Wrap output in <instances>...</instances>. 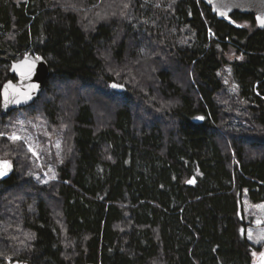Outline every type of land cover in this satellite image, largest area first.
I'll return each instance as SVG.
<instances>
[{
    "label": "trees",
    "instance_id": "obj_1",
    "mask_svg": "<svg viewBox=\"0 0 264 264\" xmlns=\"http://www.w3.org/2000/svg\"><path fill=\"white\" fill-rule=\"evenodd\" d=\"M233 17L241 28L202 0H0V160L15 165L0 264H253L243 196L264 203V30ZM32 55L51 76L3 116L11 65ZM19 115L66 129L56 180L39 183L3 135Z\"/></svg>",
    "mask_w": 264,
    "mask_h": 264
},
{
    "label": "water",
    "instance_id": "obj_2",
    "mask_svg": "<svg viewBox=\"0 0 264 264\" xmlns=\"http://www.w3.org/2000/svg\"><path fill=\"white\" fill-rule=\"evenodd\" d=\"M212 11L219 21L226 22L230 26L241 28L234 15L254 16L258 27L264 30V0H202ZM257 17L260 19L258 20ZM39 58V59H37ZM11 73L16 80L6 82L1 90V113L3 116L12 112L33 106L43 92L47 80L51 76V67L43 56L32 55L14 61L11 65ZM112 89L124 92L126 88L117 83L111 84ZM203 119H200L202 121ZM5 162L6 175L0 177V182L9 181L15 173V165L10 160ZM12 264H28L25 262H14ZM259 264H264V257Z\"/></svg>",
    "mask_w": 264,
    "mask_h": 264
},
{
    "label": "rangeland",
    "instance_id": "obj_3",
    "mask_svg": "<svg viewBox=\"0 0 264 264\" xmlns=\"http://www.w3.org/2000/svg\"><path fill=\"white\" fill-rule=\"evenodd\" d=\"M241 23L246 26L250 24L247 21ZM227 56L230 61L241 58L235 50ZM221 77L229 93L237 96L238 87L233 81L232 71L227 67L221 74ZM122 86L126 88L125 85ZM91 88L86 89L91 91ZM97 88L98 86L95 87V89L93 88V90H98ZM8 124V130L3 135L14 142L25 143L28 150L34 155L39 166L43 169L41 173L35 175V179L41 184H47L56 180V167L61 164L63 151L67 145L66 129H60L56 132L54 128L46 125L45 122L32 121L22 115L17 116L15 120L9 121ZM13 137H20L22 139H13ZM57 145H59V147H57ZM261 206H264V203L257 205L252 204L245 193V196H243V209L245 219L247 223L250 224L246 230V236L248 238L249 233L252 234V239L248 238V240L255 246L253 264H259L262 258L261 254H264V239L261 238L264 236V207Z\"/></svg>",
    "mask_w": 264,
    "mask_h": 264
},
{
    "label": "snow or ice",
    "instance_id": "obj_4",
    "mask_svg": "<svg viewBox=\"0 0 264 264\" xmlns=\"http://www.w3.org/2000/svg\"><path fill=\"white\" fill-rule=\"evenodd\" d=\"M257 19L259 20L260 18L257 17ZM37 59H39V58H37ZM13 139H22V138L13 137ZM57 147H59V145H57ZM7 167H8V165L5 162H0V177H3L4 175H6V168ZM189 182L191 183L192 181H189ZM261 207H264V206H261ZM248 238L252 239V234L251 233H249ZM261 238L264 239V236H262ZM261 255H262V257H264V254H261Z\"/></svg>",
    "mask_w": 264,
    "mask_h": 264
}]
</instances>
